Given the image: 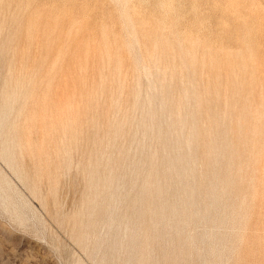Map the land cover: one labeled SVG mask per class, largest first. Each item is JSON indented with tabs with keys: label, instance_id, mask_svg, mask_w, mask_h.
I'll use <instances>...</instances> for the list:
<instances>
[{
	"label": "rangeland",
	"instance_id": "374dc122",
	"mask_svg": "<svg viewBox=\"0 0 264 264\" xmlns=\"http://www.w3.org/2000/svg\"><path fill=\"white\" fill-rule=\"evenodd\" d=\"M0 264H264V0H0Z\"/></svg>",
	"mask_w": 264,
	"mask_h": 264
}]
</instances>
